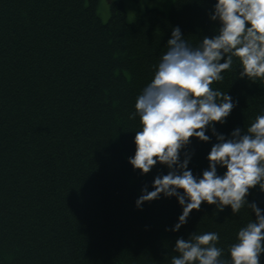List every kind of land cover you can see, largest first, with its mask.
I'll list each match as a JSON object with an SVG mask.
<instances>
[{
  "label": "trees",
  "instance_id": "16d2710c",
  "mask_svg": "<svg viewBox=\"0 0 264 264\" xmlns=\"http://www.w3.org/2000/svg\"><path fill=\"white\" fill-rule=\"evenodd\" d=\"M133 1L132 15L124 0L109 1L104 21L101 0H0V264H171L177 238L196 231L219 233L230 259L239 229L254 220L247 205L232 215L230 206L204 203L175 232L166 229L182 214L176 197L137 208L141 189L154 190L169 169L157 164L142 175L129 163L136 98L174 26L196 46L218 23L208 14L215 0ZM239 71L236 60L212 85L239 101L216 125L226 135L264 110V81ZM207 134L211 142L193 138L186 149L197 176L216 142ZM248 200L264 209L259 186Z\"/></svg>",
  "mask_w": 264,
  "mask_h": 264
},
{
  "label": "clouds",
  "instance_id": "9594fccd",
  "mask_svg": "<svg viewBox=\"0 0 264 264\" xmlns=\"http://www.w3.org/2000/svg\"><path fill=\"white\" fill-rule=\"evenodd\" d=\"M208 14L218 23L216 33L205 35L196 46L184 39L180 26L173 27L167 50L129 115L130 120L139 117L140 123L135 154L128 157L133 169L142 175L157 164L169 169L154 178V190L145 185L135 203L142 210L145 202L176 197L182 214L166 229L175 232L204 203L219 212L230 206L232 215L247 205L255 217L239 229L229 246L230 259L222 258L219 233L196 231L187 239L177 238L171 264H261L264 209L248 196L257 186L264 192V110L246 128L220 133L216 125L227 122L239 101L212 85L224 80L223 73L231 71L236 60L240 79L264 81V0H215ZM209 129L216 142L207 154L208 167L197 176L189 167L194 153L186 149L193 138L211 142ZM221 168L223 174L218 172Z\"/></svg>",
  "mask_w": 264,
  "mask_h": 264
},
{
  "label": "rangeland",
  "instance_id": "374dc122",
  "mask_svg": "<svg viewBox=\"0 0 264 264\" xmlns=\"http://www.w3.org/2000/svg\"><path fill=\"white\" fill-rule=\"evenodd\" d=\"M111 1V0H101V4H100V7H101V10H100V15L102 17V19L104 21H106L108 19V16H109V9H108V2ZM146 1V7H151V6H159L161 8H167L168 5H169V1L170 0H145ZM125 2V7H126V12L128 15H132V11H133V0H124ZM142 5H144L142 3ZM162 10H165V9H162ZM168 10V9H167Z\"/></svg>",
  "mask_w": 264,
  "mask_h": 264
}]
</instances>
